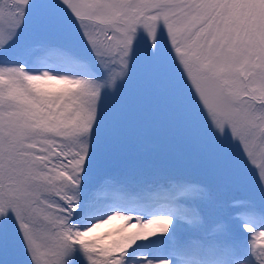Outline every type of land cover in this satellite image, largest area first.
Wrapping results in <instances>:
<instances>
[{
	"label": "snow or ice",
	"instance_id": "snow-or-ice-1",
	"mask_svg": "<svg viewBox=\"0 0 264 264\" xmlns=\"http://www.w3.org/2000/svg\"><path fill=\"white\" fill-rule=\"evenodd\" d=\"M0 264H264V0H0Z\"/></svg>",
	"mask_w": 264,
	"mask_h": 264
},
{
	"label": "trees",
	"instance_id": "trees-1",
	"mask_svg": "<svg viewBox=\"0 0 264 264\" xmlns=\"http://www.w3.org/2000/svg\"><path fill=\"white\" fill-rule=\"evenodd\" d=\"M116 223H119V222H116ZM114 225H109V226H106V227H113ZM104 229H101V231H103Z\"/></svg>",
	"mask_w": 264,
	"mask_h": 264
}]
</instances>
